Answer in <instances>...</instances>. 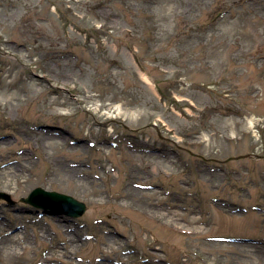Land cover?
<instances>
[{
	"label": "rangeland",
	"instance_id": "rangeland-1",
	"mask_svg": "<svg viewBox=\"0 0 264 264\" xmlns=\"http://www.w3.org/2000/svg\"><path fill=\"white\" fill-rule=\"evenodd\" d=\"M0 193V264H264V0H0Z\"/></svg>",
	"mask_w": 264,
	"mask_h": 264
},
{
	"label": "water",
	"instance_id": "water-1",
	"mask_svg": "<svg viewBox=\"0 0 264 264\" xmlns=\"http://www.w3.org/2000/svg\"><path fill=\"white\" fill-rule=\"evenodd\" d=\"M0 198L8 202L9 197L0 193ZM24 202L36 208H41L46 212L64 214L71 218H78L85 212V205L74 198L57 192H47L41 188L34 189Z\"/></svg>",
	"mask_w": 264,
	"mask_h": 264
},
{
	"label": "bare ground",
	"instance_id": "bare-ground-1",
	"mask_svg": "<svg viewBox=\"0 0 264 264\" xmlns=\"http://www.w3.org/2000/svg\"><path fill=\"white\" fill-rule=\"evenodd\" d=\"M245 39H246V36H245ZM246 40H248V39H246ZM143 78H144L146 81H148L149 83H151V80H150L146 75H143ZM11 82H14V81H11ZM248 156H250V155H246V157H248ZM21 160H22L23 163H27V164H30V165L32 164V160H31L30 157H29L28 155H26V154H24V155L21 156ZM45 161L48 162L47 159H46ZM15 162H16V161H15ZM6 165H7V164H3V165H1V167H6ZM19 166H20V165H19ZM11 169H14V166H12ZM21 185H23V183H21ZM194 223H196V222H194ZM191 234H194L193 231L191 232Z\"/></svg>",
	"mask_w": 264,
	"mask_h": 264
},
{
	"label": "flooded vegetation",
	"instance_id": "flooded-vegetation-1",
	"mask_svg": "<svg viewBox=\"0 0 264 264\" xmlns=\"http://www.w3.org/2000/svg\"><path fill=\"white\" fill-rule=\"evenodd\" d=\"M153 152H156V151H153Z\"/></svg>",
	"mask_w": 264,
	"mask_h": 264
}]
</instances>
